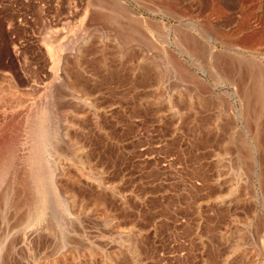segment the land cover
<instances>
[{
	"label": "rangeland",
	"instance_id": "1",
	"mask_svg": "<svg viewBox=\"0 0 264 264\" xmlns=\"http://www.w3.org/2000/svg\"><path fill=\"white\" fill-rule=\"evenodd\" d=\"M262 73L264 0H0V264H264Z\"/></svg>",
	"mask_w": 264,
	"mask_h": 264
},
{
	"label": "bare ground",
	"instance_id": "2",
	"mask_svg": "<svg viewBox=\"0 0 264 264\" xmlns=\"http://www.w3.org/2000/svg\"><path fill=\"white\" fill-rule=\"evenodd\" d=\"M102 2V1H101ZM99 5V4H98ZM105 6V5H104ZM119 16V15H118ZM111 21V20H110ZM114 23H116V21L114 22ZM264 73H262L261 75H263ZM254 77V76H253ZM262 77V76H261ZM263 78V77H262ZM256 79V78H255ZM255 82V81H254ZM261 87L262 86H260V85H253V89L254 90H257V89H261ZM257 88V89H256ZM252 89V90H253ZM253 90V91H254ZM255 92V91H254ZM253 92V93H254ZM258 92V91H257ZM256 92V93H257ZM259 93V92H258ZM250 96V95H249ZM257 96V95H256ZM253 97H255V96H253ZM259 97V96H258ZM256 102H259L258 100H256ZM32 163L34 164V166H37V167H39V163H38V160H36V158H34L33 159V161H32ZM5 165V164H4ZM5 171V168H4V166H2L1 167V169H0V172L2 173V172H4ZM34 174V173H33ZM41 175V174H40ZM0 176H1V174H0ZM27 178V177H26ZM30 188V187H29ZM8 193V192H7ZM1 199V198H0ZM32 207V206H31ZM63 242V241H62ZM62 247H64V246H62ZM89 247V248H88ZM91 248H93V249H91ZM97 250V249H96ZM82 251V250H81ZM84 252H87L88 253V258L90 259V258H92V257H94L97 253V251H95L94 250V247H91V246H87V247H85V249H84ZM99 253H101V255L102 256H104V261H105V263H107L108 264V262L110 263V262H112L113 263V261L115 260V259H117V260H119V259H121L122 257H123V252H122V250L121 249H117V250H115V251H113V252H109V253H105V251L103 252H99ZM80 254V253H79ZM73 255V254H72ZM82 255V254H81ZM98 255V254H97ZM75 256H78V254H76ZM74 256H72V258H73ZM56 258V257H55ZM80 258V257H79ZM82 258V257H81ZM75 259H78L77 257H75L73 260H75ZM91 260V259H90ZM122 261V260H121ZM53 262V264H56V262L55 261H52ZM89 264V263H88ZM114 264V263H113Z\"/></svg>",
	"mask_w": 264,
	"mask_h": 264
},
{
	"label": "built area",
	"instance_id": "3",
	"mask_svg": "<svg viewBox=\"0 0 264 264\" xmlns=\"http://www.w3.org/2000/svg\"><path fill=\"white\" fill-rule=\"evenodd\" d=\"M85 264H88V263H85ZM89 264H99V263H96V262L94 261V262H91V263H89ZM130 264H139V261H138L135 257H133V258H132V261H131Z\"/></svg>",
	"mask_w": 264,
	"mask_h": 264
}]
</instances>
